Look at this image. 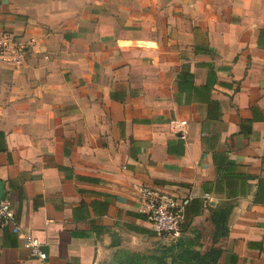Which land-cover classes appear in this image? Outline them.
I'll return each mask as SVG.
<instances>
[{
  "label": "crops",
  "instance_id": "obj_1",
  "mask_svg": "<svg viewBox=\"0 0 264 264\" xmlns=\"http://www.w3.org/2000/svg\"><path fill=\"white\" fill-rule=\"evenodd\" d=\"M0 29L30 42L0 58V264H127L162 235L141 184L227 211L216 264H264V0H0Z\"/></svg>",
  "mask_w": 264,
  "mask_h": 264
},
{
  "label": "rangeland",
  "instance_id": "obj_2",
  "mask_svg": "<svg viewBox=\"0 0 264 264\" xmlns=\"http://www.w3.org/2000/svg\"><path fill=\"white\" fill-rule=\"evenodd\" d=\"M226 210L208 203L187 214L179 235L162 234L139 251L127 252V264H209L226 241Z\"/></svg>",
  "mask_w": 264,
  "mask_h": 264
},
{
  "label": "built area",
  "instance_id": "obj_3",
  "mask_svg": "<svg viewBox=\"0 0 264 264\" xmlns=\"http://www.w3.org/2000/svg\"><path fill=\"white\" fill-rule=\"evenodd\" d=\"M29 43L10 30L0 29V58L17 55ZM181 127L178 123L176 128L181 130ZM192 200L191 194L181 195L174 189L148 184L138 186V209L160 234L171 236L180 234L187 208ZM0 227H9L14 232L22 230L17 212L9 198L0 199ZM28 245L33 254L42 261L47 258L46 252L41 249L39 239L30 237Z\"/></svg>",
  "mask_w": 264,
  "mask_h": 264
},
{
  "label": "trees",
  "instance_id": "obj_4",
  "mask_svg": "<svg viewBox=\"0 0 264 264\" xmlns=\"http://www.w3.org/2000/svg\"><path fill=\"white\" fill-rule=\"evenodd\" d=\"M190 205H191V204H190ZM190 205H189V207H190ZM189 207L187 208L186 215L189 214V213L191 212L190 209H189ZM226 212H227V211H226ZM225 220H226V222H227V213H226V215H225ZM226 231H227V225H226ZM227 236H228V233L226 232V240H227ZM225 244H226V241H225ZM221 251H222V247L219 248V250H218V252H217V255H216V258H215V261L212 262V263H209V264H216V263H217V260H218V257H219V255H220Z\"/></svg>",
  "mask_w": 264,
  "mask_h": 264
}]
</instances>
